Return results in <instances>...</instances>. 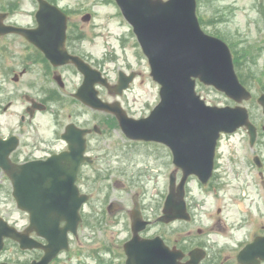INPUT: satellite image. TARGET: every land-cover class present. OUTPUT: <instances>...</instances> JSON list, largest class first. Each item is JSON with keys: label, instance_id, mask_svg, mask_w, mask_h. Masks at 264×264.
<instances>
[{"label": "water", "instance_id": "1", "mask_svg": "<svg viewBox=\"0 0 264 264\" xmlns=\"http://www.w3.org/2000/svg\"><path fill=\"white\" fill-rule=\"evenodd\" d=\"M40 26L30 31L8 28L32 41H66L67 18L61 12L48 9V4L39 0ZM126 20L133 26L151 66V76L161 85V102L150 116L140 120L128 118L118 108L98 97L95 84L104 82L98 71L74 57V63L85 76V82L76 97L84 103L103 111L114 112L125 134L134 140L156 141L171 148L175 164L184 172L176 188L175 173L171 175L170 194L164 207V221L189 220L186 210L185 185L191 175L202 182L210 179L214 166L215 151L221 133H234L248 129L251 145L257 138V128L250 121L246 107L209 106L196 92L197 81L213 86L229 98L242 104L252 98V93L240 82L235 71L233 57L228 45L206 34L197 17V0H116ZM51 7V6H50ZM55 13L58 20L53 23L50 16ZM43 17V18H42ZM54 63L57 60L50 55ZM133 76L128 79L121 74L120 85L110 87L122 94ZM263 106L264 94L258 99ZM88 130H71L64 138L69 151L49 158L47 161L14 165L9 156L15 147L0 151V166L14 183V197L18 207L31 214V231L45 239L48 244L22 234L0 218V253L5 238L20 243L22 249H42L44 257L32 264H50L63 251H68L69 233L77 235L82 222L80 210L89 200L80 194L76 185L80 165L85 160L84 152ZM256 164L261 167L259 158ZM177 189V190H176ZM65 222L64 226L61 224ZM147 223L143 221L138 207L132 215L134 237L125 245L127 264H175L172 252L159 238L141 239L140 232ZM162 242V244H160ZM250 249L241 257L249 255ZM174 254V253H173ZM175 255V254H174ZM176 255V260L179 258ZM8 264V263H0Z\"/></svg>", "mask_w": 264, "mask_h": 264}, {"label": "rangeland", "instance_id": "2", "mask_svg": "<svg viewBox=\"0 0 264 264\" xmlns=\"http://www.w3.org/2000/svg\"><path fill=\"white\" fill-rule=\"evenodd\" d=\"M27 1L17 0L16 4L18 14L23 15L25 20H27L25 16L28 15V12H25ZM197 2V15L203 30L221 38L230 46L240 80L253 93V99L243 105L249 109L251 120L258 126L260 135L255 147L250 146L249 135L245 129L225 136L219 148L221 165L218 175L224 176L226 182L236 184V203L240 206L239 211L236 206V218L238 214L244 213L264 214V168H258L253 161L255 155H259L264 162V114L257 102L258 97L264 93V0H197ZM61 4L73 11L79 9V14H72L77 19V22H73L80 25L74 24L71 29L70 35L74 36V40L71 41H80L81 53L97 69L108 75L111 82L117 81L119 70L127 73L133 70L138 73L137 79L125 92L124 97L118 99L126 106L130 116L134 118L149 116L160 102V86L151 77L149 62L132 27L122 16L115 1L62 0ZM87 13H94V16L89 22H83L82 18ZM66 79L71 89L82 82L79 76L73 73L66 76ZM197 93L209 105L236 106L235 102L213 87L198 83ZM102 95L107 98L105 92ZM68 101L71 99L67 100L62 93L60 117L65 123L70 112L68 107H72L73 110L77 108V120L84 123L99 124L107 117L98 112L94 113L81 104L68 105ZM12 113L10 111L0 117V133L8 134L16 129L21 134L24 133L22 137L26 143L29 142L31 137L26 135V127H18V124L17 127L7 125ZM51 119L47 114L37 121L38 136L50 142L56 137ZM106 128L104 137H93L96 144L94 152L101 159L93 172L84 170L83 176L86 177L79 182L82 192L91 193L92 198L83 213L87 218L84 216L85 222L80 226L81 240L73 242L70 255L72 260L67 264H117L123 261L124 258L114 252L117 251V246L122 247V243L131 237V232L125 220L116 222L115 217L107 214L108 204L111 201L122 202L120 199H113L118 192L117 194L121 196L116 197H122L124 202L127 200L130 206L133 195L137 193L146 210L147 218L153 220L158 213V207L163 208V198L169 189L170 174L176 171L178 182L182 176L181 170L172 163V156L167 149L160 147L159 153L157 146L130 143L118 127ZM60 146L61 143L57 145ZM115 154L119 156L125 154L127 161L122 165L110 164L111 156ZM233 171H236V179ZM117 181L126 184L123 190L115 187ZM188 189L196 195L197 203H194L193 214L195 221L191 225L176 222L173 227L162 226L163 231L170 233L174 229L180 232L191 227L197 234L198 229L209 230L212 220L217 221L218 215L220 216L216 210L224 204L220 197L217 203L215 199L212 203L207 197V207L210 208L208 211L203 208L205 196L198 192V186L190 182ZM232 193L233 190H230L228 197L232 198ZM12 197V187L8 178L0 174V216L11 225L22 229L26 226L27 219ZM116 212L114 215L119 214ZM221 214L222 219L232 225L235 219L233 211L228 210L224 215ZM149 230V234H154L157 228L151 227ZM6 245L1 260L17 264H27L30 261V256L21 252L15 245L9 242ZM111 249L114 250L113 253ZM62 258L61 261L64 258L66 260L65 256Z\"/></svg>", "mask_w": 264, "mask_h": 264}, {"label": "flooded vegetation", "instance_id": "3", "mask_svg": "<svg viewBox=\"0 0 264 264\" xmlns=\"http://www.w3.org/2000/svg\"><path fill=\"white\" fill-rule=\"evenodd\" d=\"M43 1L48 4V9L56 8L54 9V12H64L68 16L67 41L63 42L64 45L60 44L62 41H32L21 34L8 31V28L12 27L30 31L38 29L40 26L38 13L41 9V3L39 0L27 1L28 6L25 9V12H28V15L25 16L27 20L23 18V15L18 14V10L16 9V4L18 3L17 0H0V117L3 116V114H8L12 111V117L9 118V123L7 125L17 127L18 124V127H26L25 133L31 137L30 141L26 143L24 137H22V134L24 133L21 134V132L16 129H13L12 132H9L8 134L0 133V151L5 150L6 148L10 149L15 147L10 156L11 162L15 165L46 161L53 156L61 155L68 151L69 146L63 137L65 135L67 136L71 130H88L85 136L87 144L86 155H88L90 159L89 162L85 161L81 164L77 179L78 189L81 194L89 195L88 202L84 204L81 209L83 222H85V218L87 217L86 214L83 215V213L86 211V207L92 198V194L82 192L79 182L86 177L83 176L84 170L93 172L96 164L101 159V157L94 152L96 144L93 142V137H104L106 135L107 126H112L113 129L116 127L121 129V126L118 117L114 113L97 111L75 97V94L78 93L79 89L84 84L85 76L80 72L77 65L74 64L71 59L67 60L66 64L53 63L47 54L48 52L50 55L57 56V60H64L67 58V52L70 56L78 57L89 64L91 68L100 71L85 55L81 53L80 41H71L74 40V36L72 34L70 35L71 29L74 24L80 25L79 23H74L77 22V19H75L72 14H79V9L73 11L70 8L65 7L61 4L62 0ZM20 8H22V5ZM47 14L50 16L49 13ZM89 14L94 16V13ZM50 18L53 23H56L58 20L55 13L52 14ZM120 71L121 70L118 72L117 81L115 83L111 82L108 75H105L103 71H100L101 77L99 76V79L102 78V80L104 79L105 81L101 82L102 84L98 82L96 88L99 90V96L104 102H108L112 105L114 104L115 106L118 104V108L124 112L123 114L129 117L130 113L126 109V106L118 99L123 98L125 93L122 95L112 93L106 86L109 85V83L116 84L119 82L121 79ZM135 72L131 70L128 73L126 72L127 74L123 73V75L124 77L126 76V78L131 75L138 76V73L136 72V74ZM70 73L77 74L82 80L79 86L73 89L70 88L69 81L66 79V76ZM103 92L107 94V98L103 97ZM62 93L67 100L71 99V101H68V105L71 104L73 106V103H77V105L80 106L81 104L85 108L92 110L94 113L98 112L107 117L103 118L102 122L99 124H89V122L84 123L77 120V108L73 110L72 107H68L70 112H68V120L65 123V120L60 117L62 111L60 108ZM47 114L52 118L53 131L54 134H56L55 139L51 142L43 139L37 134L39 129L37 121L39 118L45 117ZM17 115L19 116L18 118L16 117ZM224 137L225 135L222 136L218 144L216 155L214 157V172L211 179L204 184L203 182H200L197 177H191L190 182H194L198 186V192L203 197L205 196L203 198V208L205 210H210V208L207 207V197L212 203L213 199H215L217 203L220 197L224 204L223 207L219 206L216 210L220 216L222 215L221 213L224 215V212L228 210L233 211L235 219L233 220L232 225L227 223V220L222 219V216L220 217L218 215L217 221L215 219L212 220L211 228L209 230L198 229L197 234L191 227L184 231L181 230L180 232H177L174 229H172L170 233L163 231L161 228L162 226L173 227L176 222L171 224L162 222L163 208L160 206L158 207L159 210L157 211L158 213L156 214V217L153 220L148 219L145 213L146 210L143 208L140 196L137 193L133 195L132 204L129 206L127 200L124 202L125 200L122 197H116L120 195L117 194V192L113 199H120L122 202L116 203L115 201H111L106 209L107 214L115 217L116 222L125 220L126 225L129 227L132 234V214L136 208V200L139 203L144 219L150 222V225L142 234V237L148 239L159 238L162 240V242L169 248L170 252H172L175 262L177 261L175 264H193L195 259L200 260L199 264H264V214L249 215L248 213H244L242 215L238 214L236 218V206L237 211L240 209L239 204L236 203V184L232 185L230 182L225 181L224 176L218 175L221 165L219 148ZM129 141L130 143H135L137 145L148 144L153 147L157 146V151L159 153L160 147L167 149L172 156V163L174 164L173 154L166 146L151 141L145 142L131 139H129ZM60 143L62 146L57 147ZM111 158L112 159L109 162L114 165H122L127 161L125 154L120 156L115 154L111 156ZM4 172L5 171L0 168V174L5 175ZM233 172H235L234 176L236 179V171ZM9 183L12 187L13 196L14 183L11 179H9ZM125 186L126 184L122 181L115 182L116 188L123 190ZM230 190H233L232 198L228 197V195H230ZM168 193L163 198L164 203L167 199ZM12 198L18 207L17 199L14 196ZM186 203L188 212L191 215V221L187 224L191 225V223L195 221L193 216L195 210L194 203L197 202L196 195L188 189V186L186 188ZM21 211L27 219L26 226L21 230L29 233L31 238L47 244V241L39 237L37 232L29 230L31 225V214L23 210ZM115 212L119 214L114 215ZM230 226L231 228L229 229ZM151 227L157 228V231L154 234H149V229ZM80 228L78 235L69 234L70 251L62 252L51 264H67L68 261L72 260V257L70 256L72 253V244L75 241L79 242L81 240ZM131 238L132 235L122 243V247L117 246V251L115 250L116 252L111 249L112 253L114 252V254H118L124 258L123 261L117 262V264H126L127 256L125 254L124 245ZM162 242L160 244H162ZM15 245L18 246L17 243H15ZM251 245L253 246L251 248L252 250L249 251L250 254L244 258V261H242L240 257L241 252ZM22 252L30 256V261L27 264L40 260L44 255L42 250H26ZM177 254L180 255V258L176 260ZM63 256L66 257V260L64 258V260L61 261Z\"/></svg>", "mask_w": 264, "mask_h": 264}, {"label": "trees", "instance_id": "4", "mask_svg": "<svg viewBox=\"0 0 264 264\" xmlns=\"http://www.w3.org/2000/svg\"><path fill=\"white\" fill-rule=\"evenodd\" d=\"M258 59V58H257ZM254 62H256V58L254 59ZM249 64V63H248Z\"/></svg>", "mask_w": 264, "mask_h": 264}]
</instances>
